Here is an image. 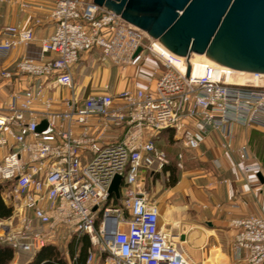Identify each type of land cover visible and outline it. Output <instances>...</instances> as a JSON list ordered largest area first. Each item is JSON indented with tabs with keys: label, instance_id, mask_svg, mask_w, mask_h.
Returning <instances> with one entry per match:
<instances>
[{
	"label": "built area",
	"instance_id": "obj_1",
	"mask_svg": "<svg viewBox=\"0 0 264 264\" xmlns=\"http://www.w3.org/2000/svg\"><path fill=\"white\" fill-rule=\"evenodd\" d=\"M18 5L26 11L31 3ZM48 16L53 30L40 39L38 55L9 65L2 60L34 40L33 25L0 28V183L11 206L0 217V243L13 247L12 259H30L46 243L85 234L84 264H198L178 233L158 225L159 208L141 171L168 164L154 141L166 128L190 149L210 131L226 150L236 125L264 131V72L207 61L195 74L191 53L154 50L158 38L94 0H53ZM139 46L164 67L152 89L78 95L72 65L80 52L97 48L101 62L124 68ZM244 72L243 81L227 77ZM237 152L246 170H260L248 162L245 145ZM115 174L121 175L118 202L108 192ZM231 224L234 258L264 263V215L233 217Z\"/></svg>",
	"mask_w": 264,
	"mask_h": 264
},
{
	"label": "crops",
	"instance_id": "obj_2",
	"mask_svg": "<svg viewBox=\"0 0 264 264\" xmlns=\"http://www.w3.org/2000/svg\"><path fill=\"white\" fill-rule=\"evenodd\" d=\"M19 1L0 3V28L16 23L25 27L32 24L34 40L26 47L20 46L11 51L2 60L4 65H9L22 55L36 57L40 39L53 30V22L48 16L53 0H28L31 6L26 11H20ZM35 19H39L37 24L34 23ZM99 58L100 51L95 48L80 52L78 60L72 65L79 96L104 91L116 95L123 89L134 90L138 87L152 89L164 69L145 50H141L124 68L110 61L99 63ZM120 101L116 99V102ZM110 131L117 135L121 133L120 128L111 127ZM165 139L162 130L154 137L157 146L163 150ZM173 140L179 141L177 143L182 147L181 150L173 149L172 145L168 147L170 153H175L181 167L174 181L164 167L160 172L141 171L144 187L145 184L146 187L152 186L153 194L150 197L159 208L158 225L178 233L185 240L187 252L198 264L208 260L212 264L215 258V262L220 261V264H243V261L234 258L232 251L236 226L231 224V218L247 214L264 215V131L257 126L236 125L230 150L220 145L219 135L215 131L200 137L197 148H186L175 133ZM241 145L247 148L248 162H258L260 170L244 168L237 152ZM3 152L0 150V154ZM179 154L181 157H178ZM79 237L73 235L66 241L52 243L57 245L66 264L77 256V251L70 254L69 244L72 238Z\"/></svg>",
	"mask_w": 264,
	"mask_h": 264
},
{
	"label": "water",
	"instance_id": "obj_3",
	"mask_svg": "<svg viewBox=\"0 0 264 264\" xmlns=\"http://www.w3.org/2000/svg\"><path fill=\"white\" fill-rule=\"evenodd\" d=\"M94 2L158 38L178 55L205 53L235 69L264 72V0ZM141 50L139 46L134 57ZM45 124L43 120L37 129ZM120 180V174L113 176L108 187L110 195L119 196Z\"/></svg>",
	"mask_w": 264,
	"mask_h": 264
},
{
	"label": "trees",
	"instance_id": "obj_4",
	"mask_svg": "<svg viewBox=\"0 0 264 264\" xmlns=\"http://www.w3.org/2000/svg\"><path fill=\"white\" fill-rule=\"evenodd\" d=\"M165 133L166 146H163L166 155L169 159L168 164L164 167L165 170H169V175L172 181L177 177L179 168L175 153H170L168 147L172 145L174 131L170 128L163 129ZM168 145V146H167ZM2 184L0 183V191ZM119 198L115 197L114 202H118ZM11 212V206L8 205L0 196V217H4ZM70 254L73 255L77 251L75 258L76 264H84L87 248L89 246V240L87 235H82L79 238H72L69 244ZM14 256L13 247L7 243H0V264H8ZM24 264H66L57 245L52 243H46L42 246L31 259Z\"/></svg>",
	"mask_w": 264,
	"mask_h": 264
},
{
	"label": "bare ground",
	"instance_id": "obj_5",
	"mask_svg": "<svg viewBox=\"0 0 264 264\" xmlns=\"http://www.w3.org/2000/svg\"><path fill=\"white\" fill-rule=\"evenodd\" d=\"M154 50H158V51H163V53L165 55H168L170 49L168 47H166L161 41L157 40L154 43ZM207 61H213V62H217L213 59H211L210 57H208L205 53H195L192 52L191 53V62L193 63V67L194 70L193 72L195 74H199L200 73V69H201V65ZM244 75H237V74H228L227 77L230 80H237V81H243V79L246 77L245 76V72L243 73Z\"/></svg>",
	"mask_w": 264,
	"mask_h": 264
},
{
	"label": "rangeland",
	"instance_id": "obj_6",
	"mask_svg": "<svg viewBox=\"0 0 264 264\" xmlns=\"http://www.w3.org/2000/svg\"><path fill=\"white\" fill-rule=\"evenodd\" d=\"M146 53H147L149 56L155 58L154 55H153L151 52H149V51L146 50ZM99 63H102V62L100 61V59H99ZM177 142H179V141H175V140H173V141L171 142V143H172V147H173V149L181 150V149H182V147L180 146L181 144H179V143H177ZM257 158H259V157H257ZM177 165H178V164H177ZM178 168H181V167L178 165ZM146 185H147V184H145V187H146ZM146 189L149 191L150 196H151V195L153 194V193H152V186L146 187ZM199 258H201V257H199ZM25 259H26L25 256H20L19 258L15 259V260L12 259L8 264H14V263H16V260L19 262V263H17V264H20V263H22L23 260H25ZM215 261H216V258H215ZM215 261H211V263H212V264H220V263H221L220 261H217V262H215ZM214 262H215V263H214ZM204 264H210V260L205 261Z\"/></svg>",
	"mask_w": 264,
	"mask_h": 264
}]
</instances>
